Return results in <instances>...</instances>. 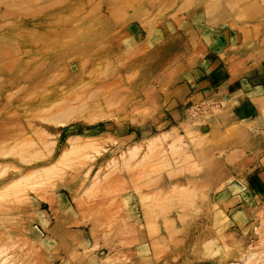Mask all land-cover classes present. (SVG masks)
Returning <instances> with one entry per match:
<instances>
[{"label": "rangeland", "instance_id": "rangeland-1", "mask_svg": "<svg viewBox=\"0 0 264 264\" xmlns=\"http://www.w3.org/2000/svg\"><path fill=\"white\" fill-rule=\"evenodd\" d=\"M262 64L264 0H0V264H264L217 131Z\"/></svg>", "mask_w": 264, "mask_h": 264}, {"label": "crops", "instance_id": "crops-1", "mask_svg": "<svg viewBox=\"0 0 264 264\" xmlns=\"http://www.w3.org/2000/svg\"><path fill=\"white\" fill-rule=\"evenodd\" d=\"M257 70L259 68L254 71ZM252 75L250 79L241 77L221 86L223 88L220 98L223 108L218 117L217 131L219 137L225 138L220 149L223 151L221 157L226 168H234V173L239 174L241 179L245 176L243 180L248 193L254 198L262 199L264 198V64L261 65L260 72ZM193 87L191 93L196 96L200 87L199 85Z\"/></svg>", "mask_w": 264, "mask_h": 264}, {"label": "bare ground", "instance_id": "bare-ground-1", "mask_svg": "<svg viewBox=\"0 0 264 264\" xmlns=\"http://www.w3.org/2000/svg\"><path fill=\"white\" fill-rule=\"evenodd\" d=\"M72 146H74V145H73L72 141H70V143H69V148H68L67 150H69ZM67 150H66V151H67ZM66 151H65V152H66ZM65 152H64V153H65ZM63 155H64V154H63Z\"/></svg>", "mask_w": 264, "mask_h": 264}]
</instances>
